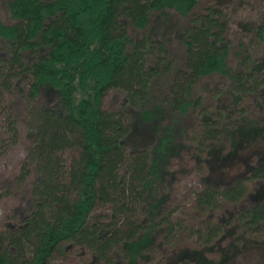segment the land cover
<instances>
[{
	"label": "trees",
	"instance_id": "obj_1",
	"mask_svg": "<svg viewBox=\"0 0 264 264\" xmlns=\"http://www.w3.org/2000/svg\"><path fill=\"white\" fill-rule=\"evenodd\" d=\"M198 1H5L0 111L14 144L15 113L3 97L27 80L18 180L34 178L29 212L0 233V264H47L64 244L87 251L91 264L151 263L156 218L171 247L164 264H236L264 246V195L237 207L246 182H264V52L255 54L264 25L237 22L252 39L229 54L219 5L231 0H205L201 12ZM171 29L180 54L168 48ZM199 89L206 96L196 97ZM109 91L123 96L116 112L103 108ZM185 148L196 165L202 152L219 161L224 148L223 161L246 173L193 193V210L206 217L195 230L159 218L168 163ZM104 206L110 214L100 222L91 213ZM181 234L195 236L196 247L176 251Z\"/></svg>",
	"mask_w": 264,
	"mask_h": 264
},
{
	"label": "rangeland",
	"instance_id": "obj_2",
	"mask_svg": "<svg viewBox=\"0 0 264 264\" xmlns=\"http://www.w3.org/2000/svg\"><path fill=\"white\" fill-rule=\"evenodd\" d=\"M5 1L0 0V20L4 24L11 23L9 21L7 12L5 10ZM211 1V0H210ZM223 0H212V2ZM216 5V4H215ZM210 6L209 2L199 0L195 9L201 12L205 7ZM212 6V5H211ZM226 17L229 19L228 28L226 31L225 40L230 45L229 54L235 50L236 43L242 41L247 43L252 39L249 33H243L237 26V22L252 21L257 24L260 22L264 25V0H231L230 4L219 5ZM220 12V13H221ZM231 18V19H230ZM122 26H124L127 34L131 37H136L138 32L132 28L129 21L120 19ZM179 24L183 21L179 19ZM176 29H171L169 32L170 43L168 48L177 54L181 53V47L176 42L175 33ZM258 49L256 55L264 52V42L255 46ZM254 47V48H255ZM0 55H3L0 51ZM228 63L230 68H234L235 63L232 56L228 55ZM216 81V80H214ZM223 83V80L221 81ZM27 80L17 81L12 85V94L4 95V104L11 106L14 111L17 127V139L14 144L9 143L10 136L4 130L3 115L0 111V233L9 231V227H16L19 222L27 215L30 209L31 197L30 190L33 181V176L30 175L23 181H19L20 167L22 165L28 139L26 135L24 123L25 104L27 103L26 90ZM208 84V83H207ZM195 96H206L204 90H196ZM252 101V99H251ZM123 96L118 91H109L102 99L103 108L109 112H116L121 103ZM251 112H254V106L250 107ZM193 149L195 147L192 145ZM227 150L219 153V161H212L208 163L209 154L202 152L200 159L204 162H199L193 159V153L190 150L182 149L178 151L176 156L172 158L167 167L168 175L164 177L161 184V192L166 196L164 203L161 207V214L159 218H167L168 221L174 224L175 220L181 221L182 228L191 227L198 229L202 226L203 217L196 214L193 210V193L200 191L206 186H219L223 187L232 181V178L239 174L245 176L243 168L239 167L236 161H223L227 155ZM249 164V163H248ZM238 165V166H237ZM211 166V167H210ZM120 176L123 175L120 170ZM248 178V175H246ZM246 191L241 200L237 202V207L245 210L255 200L253 194L259 195L262 198L264 195V182H246ZM159 195H157L158 197ZM259 199V198H258ZM231 205H224L227 209L231 210ZM233 209L235 207L232 206ZM110 211L108 207H96L91 215L96 219L99 218L107 220ZM169 216V218L167 217ZM140 217V214H139ZM160 219L156 218V229L151 234L154 244L153 262L146 263L140 261L137 264H164V259L170 256V246L163 242V236L166 232V226L159 224ZM146 226L147 223H141ZM176 236V234H172ZM176 251L182 247L189 246L196 247L195 236L188 234H181L175 238ZM249 258H242L236 264H264V246L258 251L250 252ZM116 261L117 259L114 258ZM114 260V261H115ZM90 257L87 251L76 247L75 245L64 244L62 248L58 249L56 253L48 260L47 264H91ZM95 264V263H94Z\"/></svg>",
	"mask_w": 264,
	"mask_h": 264
}]
</instances>
